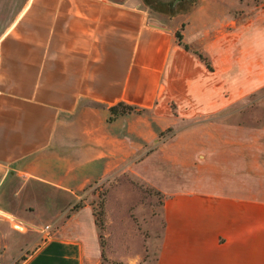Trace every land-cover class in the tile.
Segmentation results:
<instances>
[{"label": "crops", "instance_id": "obj_1", "mask_svg": "<svg viewBox=\"0 0 264 264\" xmlns=\"http://www.w3.org/2000/svg\"><path fill=\"white\" fill-rule=\"evenodd\" d=\"M141 3L0 0L1 255L14 248L4 264H99L90 207L60 214L77 193L181 122L174 148L199 146L179 143L201 131L229 148L233 126L213 117L264 86V1L234 17L231 0H191L167 22ZM118 103L134 110L110 112ZM161 218L153 264H264V188L171 187Z\"/></svg>", "mask_w": 264, "mask_h": 264}, {"label": "rangeland", "instance_id": "obj_2", "mask_svg": "<svg viewBox=\"0 0 264 264\" xmlns=\"http://www.w3.org/2000/svg\"><path fill=\"white\" fill-rule=\"evenodd\" d=\"M231 1L233 16L239 17L245 6L250 16L264 0ZM141 2L163 22L180 17L191 6V0ZM223 114L213 120L233 126L229 148L224 149L223 133L218 137L219 146L217 142L209 144L207 131L191 134L179 143L195 140L193 143L199 146L174 148V130L189 123L181 122L158 133L157 142L137 152L130 162L86 184L69 209L60 213L67 216L85 204L90 207L101 246L99 264H153L162 226L163 190L192 185L211 187L225 181L249 190L264 188V174L258 173L264 159V86L233 103L230 113L227 110ZM196 119L194 122L203 123L212 117L206 121ZM174 156L176 163L169 160ZM39 220L41 228L48 225V234L51 233L53 223ZM13 251L9 246L1 255L0 247V264H4L1 257L7 258Z\"/></svg>", "mask_w": 264, "mask_h": 264}, {"label": "trees", "instance_id": "obj_3", "mask_svg": "<svg viewBox=\"0 0 264 264\" xmlns=\"http://www.w3.org/2000/svg\"><path fill=\"white\" fill-rule=\"evenodd\" d=\"M175 37L177 38L178 42L180 43V35L178 32H175ZM183 48L188 50V47L184 44H182ZM193 53H195L197 55V57L205 64L206 67H209L208 61L206 60L205 57H203L200 53L193 51ZM110 112H119V113H124V112H129L134 110V108L132 106L129 105H125L122 103H118L112 107L109 108Z\"/></svg>", "mask_w": 264, "mask_h": 264}, {"label": "built area", "instance_id": "obj_4", "mask_svg": "<svg viewBox=\"0 0 264 264\" xmlns=\"http://www.w3.org/2000/svg\"><path fill=\"white\" fill-rule=\"evenodd\" d=\"M44 228L47 230V228H48V225H46ZM46 235H49V234L46 232Z\"/></svg>", "mask_w": 264, "mask_h": 264}]
</instances>
